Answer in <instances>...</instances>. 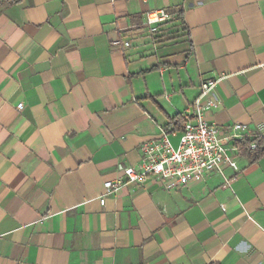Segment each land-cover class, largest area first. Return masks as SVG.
<instances>
[{
    "label": "crops",
    "instance_id": "crops-1",
    "mask_svg": "<svg viewBox=\"0 0 264 264\" xmlns=\"http://www.w3.org/2000/svg\"><path fill=\"white\" fill-rule=\"evenodd\" d=\"M205 81V120L264 141V0H0V264H264V157L104 188Z\"/></svg>",
    "mask_w": 264,
    "mask_h": 264
},
{
    "label": "built area",
    "instance_id": "built-area-1",
    "mask_svg": "<svg viewBox=\"0 0 264 264\" xmlns=\"http://www.w3.org/2000/svg\"><path fill=\"white\" fill-rule=\"evenodd\" d=\"M171 18L172 16L164 9L151 10L145 13L143 24L153 34L158 31L161 24L170 21ZM111 44L113 47L129 46L128 41H121L118 38L111 40ZM214 88V81L201 83L200 94L183 115L182 131L176 147L172 146L169 133L160 131L157 140L141 145L138 168L117 166V172L124 178L106 181L104 183L106 192H115L130 184H144L150 179H154L162 189L174 190L211 173L220 175L224 186H230L235 176L232 178L225 176V167L235 172L239 170L232 156L234 153L239 154L235 142L247 139V136L243 134L245 127L240 124H234L229 133H224L205 120V114L215 107V102L210 97ZM16 108L21 110L23 105L19 103ZM255 147V143L248 145L250 150ZM99 203L103 205L104 199L100 198Z\"/></svg>",
    "mask_w": 264,
    "mask_h": 264
},
{
    "label": "trees",
    "instance_id": "trees-1",
    "mask_svg": "<svg viewBox=\"0 0 264 264\" xmlns=\"http://www.w3.org/2000/svg\"><path fill=\"white\" fill-rule=\"evenodd\" d=\"M17 1L19 0H14V2H17ZM250 143L256 144L255 149L253 150L248 149V145ZM235 145L239 149V154L243 156L244 158H246L251 163L264 157V141L260 138H255L251 141L247 139L236 141Z\"/></svg>",
    "mask_w": 264,
    "mask_h": 264
},
{
    "label": "rangeland",
    "instance_id": "rangeland-1",
    "mask_svg": "<svg viewBox=\"0 0 264 264\" xmlns=\"http://www.w3.org/2000/svg\"><path fill=\"white\" fill-rule=\"evenodd\" d=\"M170 142L173 147H176L178 140L177 138L170 137Z\"/></svg>",
    "mask_w": 264,
    "mask_h": 264
}]
</instances>
